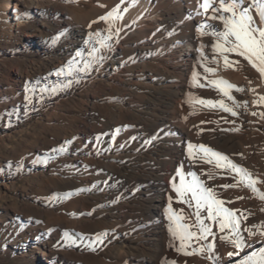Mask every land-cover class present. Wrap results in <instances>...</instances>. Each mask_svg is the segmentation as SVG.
I'll return each mask as SVG.
<instances>
[{"label":"bare ground","instance_id":"1","mask_svg":"<svg viewBox=\"0 0 264 264\" xmlns=\"http://www.w3.org/2000/svg\"><path fill=\"white\" fill-rule=\"evenodd\" d=\"M202 3L1 1L5 37L0 48L10 59L0 60V115H6L5 124L0 125V152L16 145L10 146L9 156L0 155L1 212L12 208L7 199L17 189L7 169L25 161L35 165L27 157L28 117L43 105L45 96L55 94L52 89L67 92L65 85L71 83L67 98L56 100L48 110L44 106L42 112L56 125L63 116L57 143L45 146L53 158L72 152L66 170L77 175L55 176L50 188L73 200V212L84 215L69 221L60 210L49 212L60 219L61 227L76 230L95 246L103 245L110 261L102 264H243L253 255L259 259L264 249V200L260 199L264 194V117L260 115L264 103L255 101L264 96V77L236 53L224 54L230 62L225 66L223 56L212 48L214 29L200 33L201 25L215 30H223V25L208 19L213 13L209 10L206 15ZM250 4L251 0H243L245 7ZM214 6H219L218 0ZM117 7L115 18L98 19ZM252 15L257 25L264 26L255 8ZM218 79L236 86L229 89L233 99L211 84ZM26 87L33 91L27 92ZM199 100H223L237 115L201 105ZM189 144L204 145L246 169L261 182L256 185L259 191L246 186L243 174L216 168L214 161L205 163L196 149V158L191 159ZM178 170L186 181L192 178L189 173H195L225 208L236 211L241 248L230 242L228 229L220 232L200 209L212 233L203 241H192L187 251L193 254L177 250L179 241L170 232L169 205L174 212L183 210L186 217L194 218L197 212L194 201L180 202L174 190L180 182ZM208 173L214 178L209 179ZM237 181L241 183L236 187H222ZM33 191L23 187L22 194L28 198ZM34 209L28 219L44 216L38 204ZM209 244L214 245L211 251H207ZM39 245L30 250L31 256L49 264ZM200 246L205 253L196 252Z\"/></svg>","mask_w":264,"mask_h":264},{"label":"rangeland","instance_id":"2","mask_svg":"<svg viewBox=\"0 0 264 264\" xmlns=\"http://www.w3.org/2000/svg\"><path fill=\"white\" fill-rule=\"evenodd\" d=\"M1 19L0 10V21ZM4 27L6 29V26ZM4 33L0 22V47L5 37ZM2 58L9 62L10 58L0 48V60ZM72 89V86L67 88V92L58 89L54 95L45 96L43 105L35 108L28 117L29 133L26 137L30 150L27 157H30L35 165L30 166V162L25 161L19 166L11 164V167L7 169L13 181L16 182L17 189L11 191L7 199L13 209L10 208L8 212L0 211V215L3 216V219H0V264H45L41 257L38 259L37 256H31L30 250L36 247V243H39L42 251L48 255L49 264H81L83 261L89 264H102V262L110 261L105 251L102 250L103 245L95 246L76 230L61 227L60 219L49 215V212L56 214L60 210L69 221H75L77 216L84 219L82 213L73 212V200H67L62 193L50 188L55 176L73 173L66 170L67 162L73 157V153L57 154L54 158L49 154L45 143H57L56 136L65 120L60 114L59 123L56 125L55 120L47 121L45 114H42L44 106L48 110L53 107L56 100L64 101ZM107 103L113 102L107 101ZM4 115L5 113L0 115V125L5 124L6 115ZM10 146L13 148L16 145H8L7 149L0 152V155L9 156L12 150ZM74 174L77 176L75 172ZM23 187L34 190L33 195L24 198ZM37 204L45 213L44 216L31 215L28 219L27 216L35 210ZM257 264H259L258 258Z\"/></svg>","mask_w":264,"mask_h":264},{"label":"snow or ice","instance_id":"3","mask_svg":"<svg viewBox=\"0 0 264 264\" xmlns=\"http://www.w3.org/2000/svg\"><path fill=\"white\" fill-rule=\"evenodd\" d=\"M215 3L216 0H203L201 7L206 15L211 10L213 14L208 16V19L219 20L223 25V30H215L214 26L211 25H201V35L205 34L203 31L205 28L212 27L214 30L210 34L216 37L212 48L214 52H218L223 56L226 67L230 66V62L228 56L224 54L236 53L238 56L244 57L264 77V26L257 25L252 15L253 8H255L261 25H264V0H251V4L247 7L243 5V0H228V2L226 0H218V7L214 6ZM118 11V7L114 8L106 13L105 16L99 17L98 19L107 22L115 18ZM216 13L220 14L216 15ZM224 13H228L229 15H224ZM96 22L93 21V23ZM102 46L108 47L106 44H102ZM213 62H216L215 56L213 57ZM206 71L214 73L215 69L206 68ZM57 74L59 75L60 73L58 72ZM211 84L217 86L228 99H233L229 93V89L236 87L235 85L223 79L212 80ZM65 86L70 87L71 83ZM237 90L243 91L240 88H237ZM26 91L32 92L33 89L26 87ZM55 91V89H52L53 93ZM26 99L30 98L26 97ZM198 103L207 107H219L223 111L231 113L233 116L237 115L233 108L225 104L223 100L217 102H213L212 100H199ZM255 103H264V96L259 97ZM244 104L246 106L247 102H244ZM252 115H257V113L254 112ZM260 115L264 117V113ZM188 148L191 159L196 158V152L193 151V149H196L199 153H203L201 158L204 159L205 163H213L214 161L216 168H230L237 173L243 174V177L248 181L246 186L251 188L253 192L259 191L256 185L261 182L253 179L251 173L232 163L226 156L204 145L189 144ZM177 175L180 177V182L178 186L174 184V190L180 198V202H184V199L188 198L189 203L194 201L195 207L197 208V212L193 218L191 216L186 217L183 214V210H180L178 213L174 212L171 205H169L168 219L172 224L170 232L173 238L179 241V248L177 250L183 252L185 255L193 254L187 251V248L191 247L192 241H203L212 233L211 226L206 224L205 219L201 217L200 209L206 212L207 220L215 222L218 225L220 232L228 229L229 234L233 237L230 242L235 248H241L242 241L237 235L240 228V219L237 217L236 211L225 208L223 206L224 202L217 197L214 190L206 186L195 173H189L192 177L190 181L185 180L182 171L178 170ZM207 175L209 179L214 178L212 173H208ZM240 183L241 181H237L236 184L222 185V187H236ZM238 199H242V197H238ZM260 199L264 200V194L260 195ZM244 218L246 219V217ZM189 219H192L193 223H187L186 221ZM99 239L98 237L97 240L99 241ZM213 247L214 245L209 244L207 251H211ZM205 251L206 249L203 246L196 249L197 253H205ZM234 254L229 253V256ZM243 264H257V257L253 255L244 260ZM259 264H264V249H261Z\"/></svg>","mask_w":264,"mask_h":264}]
</instances>
